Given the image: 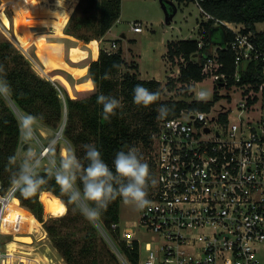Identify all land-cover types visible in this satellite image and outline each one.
<instances>
[{"label":"built area","instance_id":"2783aa9c","mask_svg":"<svg viewBox=\"0 0 264 264\" xmlns=\"http://www.w3.org/2000/svg\"><path fill=\"white\" fill-rule=\"evenodd\" d=\"M171 1L194 5L205 21L215 19L234 38L215 45L211 54L193 56L202 65V81L181 82L191 87L181 98L207 106L158 118L151 139L157 185L149 187L150 206L123 228L113 223L110 236L100 228L124 264H133L124 247L138 250L139 264H264V49L253 32H243V24L211 15L206 0ZM132 29L142 32V22L134 21ZM198 45L202 50L203 40ZM219 48L233 51V74L221 71ZM251 63L261 77L244 81ZM206 79L213 82L211 91L197 86ZM200 91L209 98L200 100ZM164 93L171 97L174 91L166 86ZM48 152L49 146L43 155ZM13 197L10 190L0 194V264H37L19 258L4 240L2 223Z\"/></svg>","mask_w":264,"mask_h":264},{"label":"trees","instance_id":"16d2710c","mask_svg":"<svg viewBox=\"0 0 264 264\" xmlns=\"http://www.w3.org/2000/svg\"><path fill=\"white\" fill-rule=\"evenodd\" d=\"M204 7L216 19L243 24L245 26L243 32H253L256 43L264 49V29H257V23H264V0H206ZM121 12L122 0H80L66 29L83 39L84 43L93 38L101 39L120 18ZM85 29L91 32L86 33ZM199 30L202 32L200 38L167 42V55L171 61L177 60L180 68L177 80L181 82L202 81L205 78L202 65L194 62L193 56L201 55V52L211 54L215 45L225 46L234 38V33L221 24H215V19L201 22ZM201 40L204 42L202 50L198 45ZM218 52L220 60L224 62L221 71L233 74L235 72L233 51L219 48ZM89 53L90 55H87L88 52L72 54L67 67L63 70L55 63L54 56L51 60L38 59L55 71L56 80L65 85L73 98L64 86L39 75L17 47L8 38L0 36V66L4 70L0 73V78L6 80L10 88L8 99L0 95L1 195L10 190L11 176L20 162L18 148L21 133L14 106L25 114L37 117V120L55 130L60 128L66 118L63 132L81 163L84 165L87 163L84 160L83 145L92 144L113 170V160L118 151H127L139 142L148 144L151 141V134L157 129L159 115L157 109L160 106L166 105L171 109L167 117L178 115L188 106L192 108L207 106L197 101L188 103L185 98L163 99V84L156 78L142 79L135 72L117 76L126 63L121 46L111 52L104 48L98 52L96 48ZM81 58L86 59L85 64L81 65L77 81L72 82L69 79L70 74L75 70L77 60ZM260 77L259 71L251 63L248 71L244 73L243 80L252 81ZM174 82L170 79L167 83L169 88H174ZM137 85L152 92L158 91L160 93L158 101L147 108L135 105L133 90ZM101 94L120 101L121 107L116 109V115L109 121L102 118L103 106L97 103V97ZM183 95L187 97V92ZM13 156L16 157V164L9 162V158ZM149 167L152 168V165L149 164ZM39 175L47 178L46 170L39 171ZM77 186L82 188L79 181ZM42 196L45 199H41ZM13 199L16 207L8 209L5 217L10 224V228L6 230L16 233L12 242L8 244L9 250H13L12 248L20 243L16 242L18 240L23 241L24 245L32 243L35 230L42 232L40 230L42 222L45 231L41 237L50 236L65 264H121L116 254L103 242L101 244L92 222L86 219L75 205L68 203L67 196L61 192L54 178L42 186L36 196L25 199L19 192H15ZM55 201L63 204L67 213L64 212L57 218L53 217L52 220H45L53 216V203L50 202ZM121 203L122 199L118 197L100 215L109 229L113 223L120 221ZM16 222L18 224L14 225ZM76 229L85 232L81 241L75 235ZM124 250L133 264H139L137 249L129 251L124 247ZM18 256L23 258L21 255ZM23 264H26L25 260Z\"/></svg>","mask_w":264,"mask_h":264},{"label":"rangeland","instance_id":"374dc122","mask_svg":"<svg viewBox=\"0 0 264 264\" xmlns=\"http://www.w3.org/2000/svg\"><path fill=\"white\" fill-rule=\"evenodd\" d=\"M80 0H0V36L8 38L29 60L32 67L46 79H51L58 83L69 92V90L60 81L56 80V73L51 67L42 64L38 59L54 61L60 70L67 67L68 60L72 54L77 52L87 53L97 48H104L111 51L117 50L120 46L124 50V58L126 63L117 76L121 77L126 72H135L142 79H160L163 84V90L169 85L170 79H173L174 94L164 93L163 99L181 98L185 90L191 87L182 85L177 80L179 70L177 60L171 61L167 55V42L171 40H179L183 38H200L202 32L199 30L201 22H205L204 16L192 4L185 5L172 1L177 7V13L170 24L166 22V14L162 7L161 0H122V12L120 18L114 23L111 29L101 39H90L83 42V39L71 34L67 31V26L72 19L77 4ZM171 1V0H168ZM80 14V11H79ZM139 20L142 22L144 30L135 32L132 29L133 22ZM257 29L263 30L264 23H257ZM86 33H90L85 29ZM116 46H113V43ZM39 54V55H38ZM82 55H78L81 57ZM98 56V55H97ZM38 57V58H37ZM85 60H77L75 70L70 74L72 82L77 81L81 65L85 64ZM198 87L211 91L213 82L206 79L197 85ZM73 97L72 93L69 92ZM7 98V94L4 95ZM76 97V96H75ZM74 98V97H73ZM8 99V98H7ZM14 110L19 121L25 115V112L16 108ZM66 118H64L59 129L55 130L47 126L42 121L37 120L34 128L35 135L32 142H25L22 135L18 148L19 161L31 149L43 154L46 147L54 150L57 161L64 153L63 148L74 152L71 142L64 135ZM60 132V137L56 138ZM152 139V134H151ZM135 148L139 149L143 162L152 165L151 141L148 144L139 142ZM44 162L39 171L46 170L48 165V153L43 155ZM150 174L153 175V167L150 168ZM149 190V189H148ZM16 207V202L12 199L8 209ZM67 213V212H66ZM60 215H53L57 218ZM62 216V215H61ZM6 214L2 223L4 229L10 228V224L6 220ZM53 217L47 218L52 220ZM139 217V211L130 205L121 203L120 223L123 228L127 222H133ZM96 227V234L99 241L103 242L113 253L112 244L107 237L112 232L104 224L99 217L91 220ZM40 230L45 231L43 223ZM18 224L17 222L14 225ZM104 227L107 234L100 228ZM42 232L35 230L33 233V242L24 245L21 240L14 246L12 251L15 254L24 255L35 261L37 264H65L63 257L56 248L54 242L49 235L41 237ZM15 232L8 231L4 235L5 242H12ZM85 232L76 229V237L81 241ZM24 235V234H23ZM142 236V234H139ZM40 237V238H39ZM39 238V239H38ZM121 239V237H120ZM119 262L124 261L116 255ZM26 261V260H25ZM29 262L26 261V264Z\"/></svg>","mask_w":264,"mask_h":264},{"label":"clouds","instance_id":"9594fccd","mask_svg":"<svg viewBox=\"0 0 264 264\" xmlns=\"http://www.w3.org/2000/svg\"><path fill=\"white\" fill-rule=\"evenodd\" d=\"M3 71L0 66V73ZM9 91L7 81L0 78V95H6ZM133 93V103L145 108L156 103L160 96L158 91L152 92L140 85L134 88ZM209 95L207 91H200L198 98L207 100ZM97 103L103 106L102 118L105 121L115 116L116 109L121 107L119 100L102 94L97 97ZM157 111L158 118L164 119L171 109L162 105ZM36 121L37 117L31 114H25L19 121L20 133L26 143L34 140ZM83 148L86 165L71 150H65L58 161L54 150H49L47 178L39 175L44 162L43 154L30 149L11 176L10 191L19 192L23 198L29 199L36 196L42 186L54 178L61 192L67 196L68 203L75 205L90 221L98 219L118 197L125 205L134 206L137 210L150 206L148 189L155 187L157 181L151 176L149 165L143 162L139 149L131 147L127 151H118L113 160V170L94 145L85 144ZM9 162L16 164V157H10ZM78 181L82 188L77 186ZM63 209L64 212L67 211L64 206Z\"/></svg>","mask_w":264,"mask_h":264},{"label":"water","instance_id":"95a60500","mask_svg":"<svg viewBox=\"0 0 264 264\" xmlns=\"http://www.w3.org/2000/svg\"><path fill=\"white\" fill-rule=\"evenodd\" d=\"M162 2V7H163V10L166 14V22L168 24L171 23L172 19L174 18L175 14L177 13V7L174 5V3L172 1H168V0H161ZM196 55V54H195ZM64 128V126L61 127V130ZM60 132L59 131L57 133V136L56 138L60 137Z\"/></svg>","mask_w":264,"mask_h":264},{"label":"snow or ice","instance_id":"6c2138e0","mask_svg":"<svg viewBox=\"0 0 264 264\" xmlns=\"http://www.w3.org/2000/svg\"><path fill=\"white\" fill-rule=\"evenodd\" d=\"M41 199H45V197H41ZM53 203L52 213L53 215H62L64 212L63 206L59 204L58 201L50 202Z\"/></svg>","mask_w":264,"mask_h":264},{"label":"bare ground","instance_id":"6f19581e","mask_svg":"<svg viewBox=\"0 0 264 264\" xmlns=\"http://www.w3.org/2000/svg\"><path fill=\"white\" fill-rule=\"evenodd\" d=\"M65 150H66V149L63 148V151H64V152H65ZM12 199H13V198H12ZM12 199H11V200H12ZM11 200H10V201H11ZM9 203H10V202H9ZM8 206H9V204H8ZM7 210H8V207H7Z\"/></svg>","mask_w":264,"mask_h":264},{"label":"crops","instance_id":"0c3cea01","mask_svg":"<svg viewBox=\"0 0 264 264\" xmlns=\"http://www.w3.org/2000/svg\"><path fill=\"white\" fill-rule=\"evenodd\" d=\"M173 20V19H172ZM184 39V38H183ZM158 80H160V79H158ZM161 81V80H160ZM94 83V82H93ZM50 192V191H49ZM53 217V216H52ZM44 218H45V216H44ZM45 220H47V218H45Z\"/></svg>","mask_w":264,"mask_h":264}]
</instances>
